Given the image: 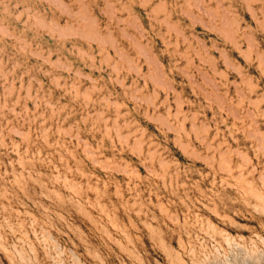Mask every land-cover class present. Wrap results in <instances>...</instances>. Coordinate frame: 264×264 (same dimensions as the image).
Listing matches in <instances>:
<instances>
[{"label": "rangeland", "instance_id": "rangeland-1", "mask_svg": "<svg viewBox=\"0 0 264 264\" xmlns=\"http://www.w3.org/2000/svg\"><path fill=\"white\" fill-rule=\"evenodd\" d=\"M0 264H264V0H0Z\"/></svg>", "mask_w": 264, "mask_h": 264}]
</instances>
